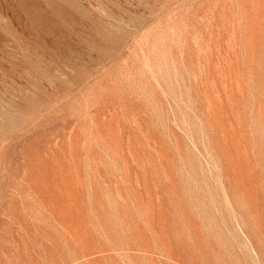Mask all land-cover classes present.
Masks as SVG:
<instances>
[{"label": "rangeland", "instance_id": "obj_1", "mask_svg": "<svg viewBox=\"0 0 264 264\" xmlns=\"http://www.w3.org/2000/svg\"><path fill=\"white\" fill-rule=\"evenodd\" d=\"M0 264H264V0H0Z\"/></svg>", "mask_w": 264, "mask_h": 264}]
</instances>
